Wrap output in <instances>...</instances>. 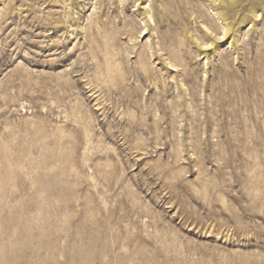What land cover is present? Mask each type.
<instances>
[{
  "label": "rangeland",
  "instance_id": "obj_1",
  "mask_svg": "<svg viewBox=\"0 0 264 264\" xmlns=\"http://www.w3.org/2000/svg\"><path fill=\"white\" fill-rule=\"evenodd\" d=\"M0 264H264V0H0Z\"/></svg>",
  "mask_w": 264,
  "mask_h": 264
},
{
  "label": "bare ground",
  "instance_id": "obj_2",
  "mask_svg": "<svg viewBox=\"0 0 264 264\" xmlns=\"http://www.w3.org/2000/svg\"><path fill=\"white\" fill-rule=\"evenodd\" d=\"M224 36H225V33H224Z\"/></svg>",
  "mask_w": 264,
  "mask_h": 264
}]
</instances>
